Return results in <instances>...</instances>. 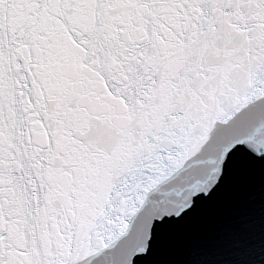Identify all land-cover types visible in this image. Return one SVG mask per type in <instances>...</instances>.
Returning a JSON list of instances; mask_svg holds the SVG:
<instances>
[{
    "label": "snow or ice",
    "instance_id": "snow-or-ice-1",
    "mask_svg": "<svg viewBox=\"0 0 264 264\" xmlns=\"http://www.w3.org/2000/svg\"><path fill=\"white\" fill-rule=\"evenodd\" d=\"M0 264H264V0H0Z\"/></svg>",
    "mask_w": 264,
    "mask_h": 264
}]
</instances>
